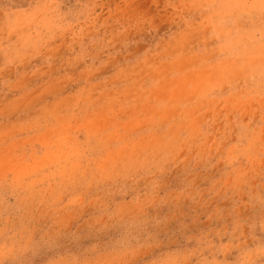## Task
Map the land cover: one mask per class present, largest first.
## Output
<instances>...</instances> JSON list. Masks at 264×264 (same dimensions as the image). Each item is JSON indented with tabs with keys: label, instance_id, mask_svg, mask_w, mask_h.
<instances>
[{
	"label": "rangeland",
	"instance_id": "obj_1",
	"mask_svg": "<svg viewBox=\"0 0 264 264\" xmlns=\"http://www.w3.org/2000/svg\"><path fill=\"white\" fill-rule=\"evenodd\" d=\"M0 264H264V0H0Z\"/></svg>",
	"mask_w": 264,
	"mask_h": 264
}]
</instances>
